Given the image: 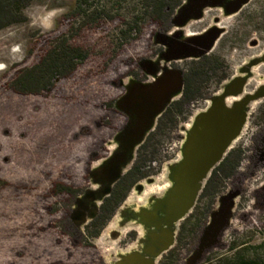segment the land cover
<instances>
[{"label":"flooded vegetation","instance_id":"obj_1","mask_svg":"<svg viewBox=\"0 0 264 264\" xmlns=\"http://www.w3.org/2000/svg\"><path fill=\"white\" fill-rule=\"evenodd\" d=\"M187 1L172 0L163 12H158L150 19L157 27L151 35V44L148 47L151 56L140 60L136 71H129L116 82L121 89V95L106 109L111 113H106L96 123L97 130L109 131V135L101 136L98 141L95 160L87 169L86 184L77 185L76 180L69 177L52 185L51 198L57 197L58 203L51 208L49 214L61 213L54 229L68 230L64 236L67 235L78 244L83 241L87 227L98 217L101 207L111 196L115 186L133 168L139 148L156 130L162 117L137 149L134 160L121 179L114 184L110 194L99 201L104 186L95 183L96 178L92 176V172L111 156L115 149V137L129 121L128 116L117 108V104L127 94L132 83H154L167 73L182 77L179 95L173 98L164 112L173 104L183 100L191 101L185 106L187 118L182 126V134L178 137L181 140L179 156H169V160L166 157L165 161L157 160L149 164V175L139 178L127 192L116 214L106 224L108 226L117 217L116 229L111 231L110 236L121 241L117 251L110 255L109 261L101 258V264H168L170 261L174 264H191L190 258L198 248L203 231L209 224L221 196L211 212L200 219L197 213L203 188L194 207L179 219L181 210H172L169 206L174 187L170 181V167L182 161V148L187 136L185 131L193 127L201 113H247L241 135L228 152L229 154L234 149L243 150L241 166L234 178L244 175L241 172L246 160L249 167H253L256 172L264 166V0H249L234 14H228L225 8H208L204 11L203 18L191 20L185 27L179 28L177 17ZM76 10L77 0L76 9L69 15V21L79 17ZM74 25H70V30H73ZM216 36L218 39L213 48L207 51V40ZM168 55L183 58L168 62ZM186 56L188 57L184 58ZM172 89L176 90L177 86ZM191 113L197 114L191 120L192 123L186 125V121L192 117ZM109 114L122 117L121 126L116 127ZM173 139L171 137L172 141ZM240 140L242 143L235 146ZM102 154L104 156L100 158ZM165 170L168 172L167 182L161 181ZM64 196L69 199L62 201L61 197ZM89 215L94 217L82 225V216L88 219ZM186 226L189 236L184 239ZM208 254L198 264H205Z\"/></svg>","mask_w":264,"mask_h":264},{"label":"trees","instance_id":"obj_2","mask_svg":"<svg viewBox=\"0 0 264 264\" xmlns=\"http://www.w3.org/2000/svg\"><path fill=\"white\" fill-rule=\"evenodd\" d=\"M99 1L77 0L76 12L82 17L83 26L96 23L104 16L103 12L94 10ZM31 2L0 0V30L25 22L24 11ZM171 2L143 0L142 6L145 14L150 11L155 15L163 12ZM138 23L122 31V35L136 30ZM130 57L132 55L128 54L118 59L114 69L122 67ZM87 58L88 52L72 45L70 38H59L37 65L18 71L10 84L11 89L20 95H41L51 90L58 79L74 73ZM115 86L118 87L110 78L91 73L80 86L63 88V85L54 91L53 97L43 101L13 102L7 94V101H0V229L10 231L5 237L10 240L6 252L12 251L6 258V255H0V264H92L93 256L91 259L71 258L70 248L61 238L51 235V238H41L40 235L54 229L60 219L44 215L58 203L51 198L52 185L69 177L74 178L77 185L86 184L87 169L95 160L102 136L96 128V123L105 116L100 107L116 93ZM188 103L191 101L171 105L159 119L156 130L139 148L133 168L115 186L98 217L87 227L83 236L85 244L90 246L92 240L101 235L133 184L149 175V164L160 160L164 140L170 139L179 123L187 118L185 106ZM242 158L243 150L234 149L212 172L201 195L198 218H205L211 212L227 182L237 174ZM24 225L28 231L25 237H28L19 242L16 238L22 234L16 229ZM183 234L184 239L189 236L188 226ZM38 236L44 245L37 242ZM60 245L64 247L57 248ZM224 264L264 262L239 257Z\"/></svg>","mask_w":264,"mask_h":264},{"label":"rangeland","instance_id":"obj_3","mask_svg":"<svg viewBox=\"0 0 264 264\" xmlns=\"http://www.w3.org/2000/svg\"><path fill=\"white\" fill-rule=\"evenodd\" d=\"M142 3L143 0H100L94 10L103 12L104 16L96 23L83 26L82 17L69 21V15L76 9V0H32L30 6L24 11L25 22L0 30V101H7L8 98H11L13 102L43 101L49 96L53 97L56 94L54 91L62 88L63 85V88L80 86L83 79L91 73L96 77L106 76L118 82L129 71H136L137 63L151 56L148 47L151 44V35L157 29L150 20L154 15L150 11L145 14ZM137 21L139 23L135 26L136 30H132L128 35H122V31L129 30ZM70 25H74V31L70 30ZM66 36L71 39L72 45L88 52L87 60L74 73L66 78L58 79L51 90L41 95L15 93L10 84L18 71L37 65L52 49L56 41ZM128 54L132 57L122 67L114 69L116 61ZM114 88L117 90L116 93L109 96L100 107L103 115L111 113L106 109H109L121 95V89L116 86ZM6 94L9 95L8 98ZM196 114L191 113L192 117L186 121V125L192 123L191 120ZM111 118L116 127L121 126L122 117L111 116ZM183 123L185 121L179 123L176 132L171 135L174 138L173 141L171 138L164 140L160 160L165 161V158L169 156L178 158V150L181 147V140L178 137L182 134ZM101 133L102 136L109 135V131L106 130ZM241 143L240 140L234 145L239 146ZM241 173L244 175L228 181L224 191L220 194L223 196L234 190H240L242 193L237 199L231 226L219 246L208 254L205 264H224L226 261H233L239 257L264 262V166L256 172L253 167H249L246 160ZM167 175V170L163 171L161 181L167 182ZM1 186L0 181V190ZM132 196L134 199L135 194ZM52 199L57 200L58 198L53 197ZM61 199L66 201L69 198L64 196ZM44 215L54 218L60 217L61 213ZM116 219L117 217L104 227L100 237L92 240L90 246L83 241L77 244L67 235L64 236V233L68 232L66 229H52L47 233H41L40 236L41 238H51V236L61 238L70 248L71 258L75 256L91 259L93 256L92 264H101V258L109 261L110 255L117 251L121 241V239L114 240L110 236L111 231L116 229ZM24 227L25 225L16 229L17 233L22 234L16 238L19 242L27 240L28 236L25 237V235L28 231ZM9 232H3L0 229V255H6L4 258L12 253V251L6 252V249L9 250L10 247V240L5 238ZM36 239H39L37 242L40 245H44L39 236ZM60 247L64 246H57V248ZM168 264L174 263L170 261Z\"/></svg>","mask_w":264,"mask_h":264},{"label":"water","instance_id":"obj_4","mask_svg":"<svg viewBox=\"0 0 264 264\" xmlns=\"http://www.w3.org/2000/svg\"><path fill=\"white\" fill-rule=\"evenodd\" d=\"M249 0H188L177 17L179 28L191 20L203 18L208 8H225L228 14L236 13ZM218 36L207 40L210 51ZM188 56L184 57L187 58ZM183 57L168 55L166 61ZM147 62V60L145 61ZM156 77L155 73H152ZM179 74L167 73L154 83H132L127 94L121 98L117 108L125 113L129 121L122 132L115 137V149L111 156L93 172L98 186H104L98 198L102 201L112 187L123 176L135 158L137 149L154 130L157 120L163 115L173 98L182 88ZM177 86L176 90L172 87ZM247 120V113H201L191 129L186 130L182 148V161L170 167V181L173 184L172 210L180 211L183 218L194 207L212 171L224 160L233 143L239 138ZM240 190L230 191L219 199L218 207L212 212L210 222L203 231L198 248L190 258L191 264H198L205 254L221 243L231 226ZM74 217V216H73ZM85 224L94 215L82 216ZM153 264V263H151Z\"/></svg>","mask_w":264,"mask_h":264}]
</instances>
